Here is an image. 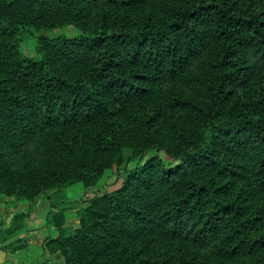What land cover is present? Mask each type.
Here are the masks:
<instances>
[{
	"label": "trees",
	"instance_id": "trees-1",
	"mask_svg": "<svg viewBox=\"0 0 264 264\" xmlns=\"http://www.w3.org/2000/svg\"><path fill=\"white\" fill-rule=\"evenodd\" d=\"M113 168L63 264H264V0H0V199Z\"/></svg>",
	"mask_w": 264,
	"mask_h": 264
},
{
	"label": "crops",
	"instance_id": "crops-1",
	"mask_svg": "<svg viewBox=\"0 0 264 264\" xmlns=\"http://www.w3.org/2000/svg\"><path fill=\"white\" fill-rule=\"evenodd\" d=\"M67 201L68 197H62L61 202L51 198L39 199L32 205H10L5 199H0V264H63L59 253L50 254L45 249V239L48 236L46 217L49 211L66 207ZM68 211L70 210L66 211V225L77 227V219L74 214L69 218ZM22 213L26 214L24 227L9 235L6 230L11 227L13 217Z\"/></svg>",
	"mask_w": 264,
	"mask_h": 264
},
{
	"label": "rangeland",
	"instance_id": "rangeland-1",
	"mask_svg": "<svg viewBox=\"0 0 264 264\" xmlns=\"http://www.w3.org/2000/svg\"><path fill=\"white\" fill-rule=\"evenodd\" d=\"M75 32L76 30L71 27H69L65 31V33L67 34H73ZM48 35H50V33H48ZM31 38L32 37L28 35H24L23 37L22 47H23V50L27 53L30 52L29 46L32 43ZM117 174H118L117 169L115 168L109 169L105 172L104 178L97 186L90 187V188H84L82 187L81 184H75V185H72L71 187H68L67 189L59 191L57 194H54L55 198L59 199L61 202L62 197L64 198L68 197L69 201L66 202L65 206L68 210H70L68 211V214L70 215L69 218H72L71 214H74L72 211L75 210V208L79 206L84 200L90 198L96 193L112 191L116 187H119V185L121 184V176L118 177Z\"/></svg>",
	"mask_w": 264,
	"mask_h": 264
}]
</instances>
